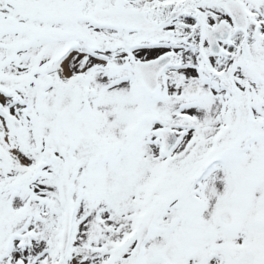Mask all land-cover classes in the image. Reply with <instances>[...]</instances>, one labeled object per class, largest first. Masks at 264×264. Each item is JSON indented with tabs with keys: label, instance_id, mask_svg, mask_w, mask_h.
Segmentation results:
<instances>
[{
	"label": "snow or ice",
	"instance_id": "obj_1",
	"mask_svg": "<svg viewBox=\"0 0 264 264\" xmlns=\"http://www.w3.org/2000/svg\"><path fill=\"white\" fill-rule=\"evenodd\" d=\"M0 264H264V0H0Z\"/></svg>",
	"mask_w": 264,
	"mask_h": 264
}]
</instances>
